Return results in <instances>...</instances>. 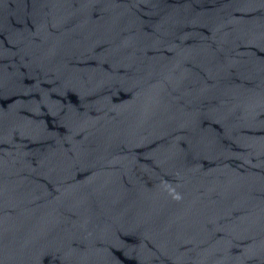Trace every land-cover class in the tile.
I'll list each match as a JSON object with an SVG mask.
<instances>
[{"label": "water", "instance_id": "obj_1", "mask_svg": "<svg viewBox=\"0 0 264 264\" xmlns=\"http://www.w3.org/2000/svg\"><path fill=\"white\" fill-rule=\"evenodd\" d=\"M0 264H264V0H0Z\"/></svg>", "mask_w": 264, "mask_h": 264}]
</instances>
